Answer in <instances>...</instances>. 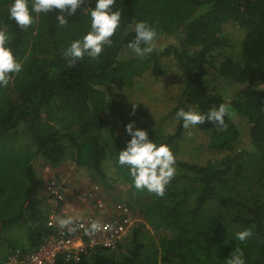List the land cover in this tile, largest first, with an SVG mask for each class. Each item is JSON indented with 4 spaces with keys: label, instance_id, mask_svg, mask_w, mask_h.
I'll use <instances>...</instances> for the list:
<instances>
[{
    "label": "trees",
    "instance_id": "1",
    "mask_svg": "<svg viewBox=\"0 0 264 264\" xmlns=\"http://www.w3.org/2000/svg\"><path fill=\"white\" fill-rule=\"evenodd\" d=\"M11 2L0 0V25L23 70L0 88V256L32 252L51 235L43 192L62 177L45 181L39 166L72 165L77 181L87 177L108 192L135 189L117 164L130 139L125 125L135 121L176 158L172 186L163 197L151 193L141 211L160 219L157 243L135 224L116 248L56 264H225L237 246L246 264H264V0H116L122 21L112 45L71 68L63 53L89 31L88 16L78 9L58 27L54 10L21 30L8 18ZM81 7L93 8L94 0ZM137 21L157 27L156 50L146 59L125 48ZM221 103H230L226 128L206 121L184 129L175 116ZM25 135L34 147L15 152ZM243 139L252 150L238 153ZM16 228L25 232L20 244L5 236ZM246 228L252 237L235 241Z\"/></svg>",
    "mask_w": 264,
    "mask_h": 264
},
{
    "label": "clouds",
    "instance_id": "2",
    "mask_svg": "<svg viewBox=\"0 0 264 264\" xmlns=\"http://www.w3.org/2000/svg\"><path fill=\"white\" fill-rule=\"evenodd\" d=\"M84 3L85 0H12L8 18L21 30H25L35 23L39 14L47 15L59 10L56 25L66 27L69 17L81 9L84 16L87 15L90 19V26L89 31L82 38L72 41L63 53L71 68L84 57L97 59L106 46L112 45L111 38L121 27L122 10H114L116 0H94L93 8H82ZM134 33V37L125 46L126 51L132 56L146 59L156 50L157 27L145 21H137ZM11 44L12 36L6 26L0 25V88L8 86L12 78L23 70V62L16 58ZM229 109L230 103L213 106L206 113L181 108L175 116L178 121H182L181 127L184 129L194 128L206 121L226 128L225 117L228 116ZM124 130L130 139L118 152L117 164L127 168L135 189L147 190L163 197L176 173V158L170 145L150 140L148 132L136 127L135 121L126 124ZM56 222L60 228H67L69 233L73 231L74 221L71 216L57 217ZM99 228L100 225L93 221L86 234L94 235ZM252 235V229L246 228L237 232L234 240L243 243ZM225 264H246L244 251L237 246L225 260Z\"/></svg>",
    "mask_w": 264,
    "mask_h": 264
},
{
    "label": "built area",
    "instance_id": "3",
    "mask_svg": "<svg viewBox=\"0 0 264 264\" xmlns=\"http://www.w3.org/2000/svg\"><path fill=\"white\" fill-rule=\"evenodd\" d=\"M102 190L100 186H93L89 192H84L80 187L75 188L76 200L81 205L74 206L66 201L69 191L67 183L49 182L44 195L50 203L47 228L52 231L51 235L38 249L25 254L17 252L0 264H56L59 258L77 262L82 255H88L96 248L111 250L122 244L137 223L126 203L112 205L101 202L99 196ZM78 209L84 213L79 214ZM108 212H115L116 216L105 215ZM68 216L74 221L71 233L67 228H60L56 222L57 217ZM93 221L100 225L99 230L94 235L86 234Z\"/></svg>",
    "mask_w": 264,
    "mask_h": 264
},
{
    "label": "rangeland",
    "instance_id": "4",
    "mask_svg": "<svg viewBox=\"0 0 264 264\" xmlns=\"http://www.w3.org/2000/svg\"><path fill=\"white\" fill-rule=\"evenodd\" d=\"M24 140H21L18 145H16L15 147V152L17 151L18 153H20L21 151L27 150V149H31L32 147H34V142L32 140V137L30 136H24L21 137ZM252 149L249 146V142L246 139L242 140L241 145L238 147V153L241 152H250ZM38 168V174L41 176V178H43L45 181H47V179L50 177L51 179H55V177H57V175L59 177H62L60 180H53V181H58V182H65L67 183V181L70 183L72 182L74 187L77 188L80 187V189H82L84 192H89L91 191L93 186H96L93 182H91V180L87 177L82 178V180H78L79 177H81V172L77 171L72 165L70 166L69 164H65L64 166L53 170L51 168L48 167H37ZM79 185H78V184ZM179 186V189L177 188V186L175 185L174 188L176 190H178L180 192V187L181 185H179V183H176ZM71 185V184H70ZM72 185V186H73ZM170 187L172 186V183L169 184ZM123 187V186H122ZM122 188H115L114 190H112L111 192L106 191L105 189L102 190L103 193L100 194V198L101 197H107L109 195V193L113 194L112 196L114 197L113 200L112 198H101L100 201L103 203H109V201L112 202H116V203H126V206L128 207L129 211L131 212L134 221L137 224H140L143 226V229L145 231V235L149 236V243L151 242L152 244H156L157 243V237H158V231L160 228V219L157 216H148L145 215L143 213H141V211L144 209V206L147 203H150L151 201H153L154 196L151 195V193H149L147 190H142L140 194H137L134 190L132 189V191H122ZM237 192H240L238 190H236ZM75 191H68V194H71L67 199V203L69 205L72 204L73 200L77 201L76 198H74L73 194L76 195L75 193H73ZM44 193V192H43ZM256 196V195H255ZM253 194L249 197V200H247V202H245V204H252V202H254L253 200L256 199ZM107 199V200H106ZM127 203L129 205H127ZM81 208V207H80ZM95 208V207H94ZM209 211H215L214 207H210L208 209ZM79 214L84 213L83 210L78 209L77 211ZM113 214L116 216L115 212H108L107 214L105 213V215H110ZM5 236L7 238H9L11 241L15 240L17 241L19 244L22 243L20 241H22V239L25 236V232L20 229V228H16L13 230L8 231ZM16 242V243H17ZM1 260V258H0Z\"/></svg>",
    "mask_w": 264,
    "mask_h": 264
},
{
    "label": "crops",
    "instance_id": "5",
    "mask_svg": "<svg viewBox=\"0 0 264 264\" xmlns=\"http://www.w3.org/2000/svg\"><path fill=\"white\" fill-rule=\"evenodd\" d=\"M71 205H74V206H80L81 204L80 203H78L77 201H75V200H73V202H72V204ZM4 252L5 251H3V255H4ZM5 255H6V252H5ZM5 257L6 256H4V258L2 257V256H0V258H1V263H3L4 262V260H5Z\"/></svg>",
    "mask_w": 264,
    "mask_h": 264
}]
</instances>
